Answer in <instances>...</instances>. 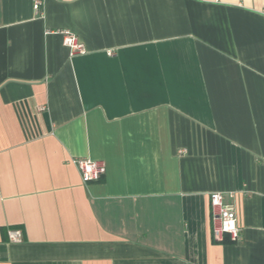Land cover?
<instances>
[{
    "label": "crops",
    "instance_id": "obj_1",
    "mask_svg": "<svg viewBox=\"0 0 264 264\" xmlns=\"http://www.w3.org/2000/svg\"><path fill=\"white\" fill-rule=\"evenodd\" d=\"M35 1L0 0V264H264V0Z\"/></svg>",
    "mask_w": 264,
    "mask_h": 264
},
{
    "label": "built area",
    "instance_id": "obj_2",
    "mask_svg": "<svg viewBox=\"0 0 264 264\" xmlns=\"http://www.w3.org/2000/svg\"><path fill=\"white\" fill-rule=\"evenodd\" d=\"M41 1L34 3V9L38 11ZM65 44L71 49L72 53L83 52V47L76 35L71 32H65ZM73 162L80 170L82 180L85 183L96 181L105 173V164L102 161L90 158H74ZM211 206L213 209L212 221L214 237L217 241H224L225 234H229L231 241H238L240 238V227L235 211L227 208L223 202L222 193H214L211 196ZM9 239L13 242L21 241V232L12 230L9 232Z\"/></svg>",
    "mask_w": 264,
    "mask_h": 264
}]
</instances>
